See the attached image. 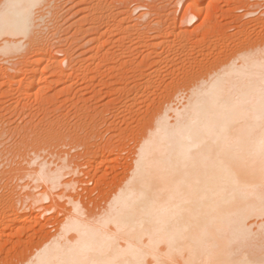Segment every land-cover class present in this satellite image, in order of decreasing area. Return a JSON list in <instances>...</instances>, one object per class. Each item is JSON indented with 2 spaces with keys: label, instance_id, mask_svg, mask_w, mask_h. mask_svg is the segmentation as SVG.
Returning <instances> with one entry per match:
<instances>
[{
  "label": "rangeland",
  "instance_id": "obj_1",
  "mask_svg": "<svg viewBox=\"0 0 264 264\" xmlns=\"http://www.w3.org/2000/svg\"><path fill=\"white\" fill-rule=\"evenodd\" d=\"M48 5L38 6L39 13L49 12L40 21L44 26L36 39L44 42L35 41L40 47L33 42L14 52L20 61L14 53H0V68L7 61L11 69L0 72V209L11 202L19 208L16 219L36 215L35 223L21 225L0 218V264L19 263L52 235L71 209L66 198L71 194L86 212L103 210L129 174L139 137L155 116L167 105L181 110L182 98L207 77L209 67L227 61L246 42L264 41V0H49ZM34 56L41 60L37 71H23ZM12 76L16 82L9 87ZM33 76L41 78L30 89ZM39 153V162L45 159L51 169L68 166L62 181L74 184L48 188L25 176L27 168H38L29 161ZM44 190L50 198L35 202L32 195Z\"/></svg>",
  "mask_w": 264,
  "mask_h": 264
},
{
  "label": "bare ground",
  "instance_id": "obj_2",
  "mask_svg": "<svg viewBox=\"0 0 264 264\" xmlns=\"http://www.w3.org/2000/svg\"><path fill=\"white\" fill-rule=\"evenodd\" d=\"M33 3L46 6L49 0H0V53L3 55L17 54L24 45L34 42L36 46L40 42L36 39L40 37L39 26H44L40 21L49 12L39 13L38 6L30 7ZM5 4L17 6L5 15ZM195 18L188 19L192 22ZM24 39L28 41L26 44ZM256 42H246L227 61H218L209 67L207 77L190 87L182 98L181 110L169 105L160 109L139 137L129 174L110 195L103 210L98 214L86 212L76 196L66 197L71 209L58 221L56 231L43 236L35 250L16 263L260 264L264 260V155L261 153L264 41ZM35 56L28 66L21 62L26 65L23 71H37L41 60ZM18 60L21 59L18 57ZM6 63L0 68L3 74L11 70ZM40 78L30 79L29 88ZM15 82V77H10L9 87ZM29 92H26L28 96ZM36 150L33 153L39 151ZM33 156L29 162H37L38 168H27L25 176L35 182H45L48 188L74 184L62 181L68 166L51 169L47 160L39 162L40 153ZM48 196L44 190L34 193L32 199L38 202L49 199ZM15 199L18 200L13 197L10 201ZM12 206L0 209V218H8L18 225L36 216L29 219L25 214L16 219L19 208Z\"/></svg>",
  "mask_w": 264,
  "mask_h": 264
},
{
  "label": "snow or ice",
  "instance_id": "obj_3",
  "mask_svg": "<svg viewBox=\"0 0 264 264\" xmlns=\"http://www.w3.org/2000/svg\"><path fill=\"white\" fill-rule=\"evenodd\" d=\"M17 5H14V4H5L3 7H4V10H5V15H7V12L9 9L11 8H14L16 7ZM38 6L36 3H33L30 5V7L34 8ZM261 118L264 119V92H262V95H261ZM261 153L262 155H264V139H262L261 141ZM260 264H264V260H262L260 262Z\"/></svg>",
  "mask_w": 264,
  "mask_h": 264
}]
</instances>
